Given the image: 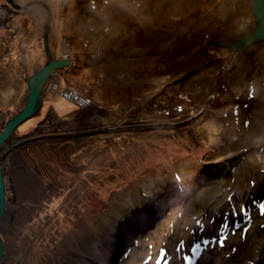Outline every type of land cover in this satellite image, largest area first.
I'll list each match as a JSON object with an SVG mask.
<instances>
[{"label": "rangeland", "instance_id": "374dc122", "mask_svg": "<svg viewBox=\"0 0 264 264\" xmlns=\"http://www.w3.org/2000/svg\"><path fill=\"white\" fill-rule=\"evenodd\" d=\"M251 1L159 0L141 27L111 0H0V131L49 10L69 60L0 148V264H264V43L230 47Z\"/></svg>", "mask_w": 264, "mask_h": 264}, {"label": "water", "instance_id": "95a60500", "mask_svg": "<svg viewBox=\"0 0 264 264\" xmlns=\"http://www.w3.org/2000/svg\"><path fill=\"white\" fill-rule=\"evenodd\" d=\"M248 11L253 17V30L238 39L235 44L230 47L237 51L244 50L247 47L264 43V0H252L248 6ZM51 11L43 28V47L46 56L43 66L33 72L27 79V96L22 109L5 121L3 129L0 131V148L12 137L14 130L26 120L34 117L39 111L43 98L46 93L47 83L54 71L66 67L69 60L66 57L56 58L55 52L52 51L48 44V30L51 22ZM220 44V41H215ZM241 52V51H240ZM50 137V136H49ZM13 146H17L13 145ZM13 148V147H12ZM10 148V149H12ZM8 149L7 151H9ZM5 183L3 177L2 163L0 161V219L5 211ZM3 242L0 238V260L3 257Z\"/></svg>", "mask_w": 264, "mask_h": 264}, {"label": "clouds", "instance_id": "9594fccd", "mask_svg": "<svg viewBox=\"0 0 264 264\" xmlns=\"http://www.w3.org/2000/svg\"><path fill=\"white\" fill-rule=\"evenodd\" d=\"M239 0H234L238 4ZM112 7L123 17L132 20L141 27L154 23L160 11L159 0H111ZM250 21L245 14L237 15L232 21V28L238 37H243L249 30Z\"/></svg>", "mask_w": 264, "mask_h": 264}, {"label": "bare ground", "instance_id": "6f19581e", "mask_svg": "<svg viewBox=\"0 0 264 264\" xmlns=\"http://www.w3.org/2000/svg\"><path fill=\"white\" fill-rule=\"evenodd\" d=\"M51 20H53V16L51 15ZM52 22V21H51ZM50 22V23H51ZM52 24V23H51ZM238 41V40H237ZM253 46H256V45H253ZM253 46H251V47H247V48H245L244 49V52L245 51H249ZM52 51H54L55 52V48H52L51 49ZM240 51H243V50H237V51H234L233 53H232V56L235 58L236 57V55H238L239 53H241ZM55 57L56 58H58V55H57V53L55 52ZM232 57V58H233ZM61 58V57H60ZM220 95H221V93H219ZM217 96H219V95H217ZM83 99H86V98H84V96H81V99L80 100H83ZM87 100V99H86ZM181 116V115H180ZM208 117H209V128L213 131V132H215V130H218L219 129V125H220V123H219V121H217L216 119H213V118H211V116H209V114H208ZM190 118H193V116H191ZM195 118V117H194ZM217 132V131H216ZM5 150H4V152L5 153H7V157L10 155V152H11V150H9V151H7L8 150V148H4ZM5 174H4V171H3V177H4V183H5V188H6V180H5V176H4ZM6 205V204H5Z\"/></svg>", "mask_w": 264, "mask_h": 264}, {"label": "flooded vegetation", "instance_id": "af4514ba", "mask_svg": "<svg viewBox=\"0 0 264 264\" xmlns=\"http://www.w3.org/2000/svg\"><path fill=\"white\" fill-rule=\"evenodd\" d=\"M5 202H6V207H7V196H6V192H5ZM1 220L2 219H0V224H1ZM0 227H1V225H0ZM0 238H1L2 242H3V250H4V238H3V234H2V231L1 230H0Z\"/></svg>", "mask_w": 264, "mask_h": 264}, {"label": "snow or ice", "instance_id": "6c2138e0", "mask_svg": "<svg viewBox=\"0 0 264 264\" xmlns=\"http://www.w3.org/2000/svg\"><path fill=\"white\" fill-rule=\"evenodd\" d=\"M259 211H260L261 215H264V204L259 205Z\"/></svg>", "mask_w": 264, "mask_h": 264}, {"label": "built area", "instance_id": "2783aa9c", "mask_svg": "<svg viewBox=\"0 0 264 264\" xmlns=\"http://www.w3.org/2000/svg\"><path fill=\"white\" fill-rule=\"evenodd\" d=\"M72 92H76V91H72ZM83 103H88V101L86 100V99H83V100H81Z\"/></svg>", "mask_w": 264, "mask_h": 264}, {"label": "trees", "instance_id": "16d2710c", "mask_svg": "<svg viewBox=\"0 0 264 264\" xmlns=\"http://www.w3.org/2000/svg\"><path fill=\"white\" fill-rule=\"evenodd\" d=\"M82 1V0H81ZM62 17V16H61ZM75 21V20H74ZM76 68V67H75ZM70 69V68H69Z\"/></svg>", "mask_w": 264, "mask_h": 264}]
</instances>
